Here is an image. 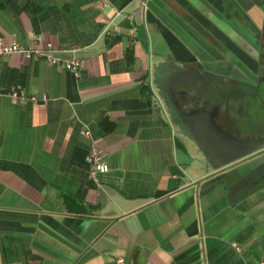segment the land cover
Listing matches in <instances>:
<instances>
[{
    "label": "crops",
    "instance_id": "crops-1",
    "mask_svg": "<svg viewBox=\"0 0 264 264\" xmlns=\"http://www.w3.org/2000/svg\"><path fill=\"white\" fill-rule=\"evenodd\" d=\"M95 1L0 0L3 41L38 34L82 61L74 74L0 59V264H264L261 162L250 147L225 157L197 116L200 79L181 73L213 69L264 0H108L121 14L106 35ZM91 142L103 173H89Z\"/></svg>",
    "mask_w": 264,
    "mask_h": 264
},
{
    "label": "flooded vegetation",
    "instance_id": "flooded-vegetation-1",
    "mask_svg": "<svg viewBox=\"0 0 264 264\" xmlns=\"http://www.w3.org/2000/svg\"><path fill=\"white\" fill-rule=\"evenodd\" d=\"M261 13L258 19L245 17L243 24L231 26L237 35L216 44L219 58L213 69L197 60V65L188 64L181 73L200 79L203 98L197 116L206 123L216 122L225 157L231 156L227 152L250 147L252 160H260L264 170V5ZM219 71H227L229 78ZM234 138L240 142H231Z\"/></svg>",
    "mask_w": 264,
    "mask_h": 264
},
{
    "label": "built area",
    "instance_id": "built-area-1",
    "mask_svg": "<svg viewBox=\"0 0 264 264\" xmlns=\"http://www.w3.org/2000/svg\"><path fill=\"white\" fill-rule=\"evenodd\" d=\"M94 8L98 11L107 10L111 15L106 21V24L100 30L101 34H112L118 31V25L113 23V19L116 16L121 14V10L113 8L108 0H97L94 3ZM33 43L20 44L16 41H3L0 38V59L12 54H20L25 58H35L47 62L53 66H61L66 68L74 74H77L78 71L82 68V61L76 56L77 48L73 47L72 49H62L53 45L50 41L43 40L41 35H33L31 37ZM151 90V88H150ZM4 93L12 98L13 100H28L32 102H45L46 96L44 94L39 95L38 97L34 94L25 95L22 90L11 89L4 91ZM153 93V92H152ZM157 98V97H156ZM84 135H88V132L85 131ZM86 163L89 168L90 175H95L96 173L105 172L108 167L106 163L102 161V153L100 149L93 143H90L89 148L86 152ZM113 264H127L124 258L116 257L113 260ZM260 264H263L261 262Z\"/></svg>",
    "mask_w": 264,
    "mask_h": 264
},
{
    "label": "water",
    "instance_id": "water-1",
    "mask_svg": "<svg viewBox=\"0 0 264 264\" xmlns=\"http://www.w3.org/2000/svg\"><path fill=\"white\" fill-rule=\"evenodd\" d=\"M147 83H148V85L150 86L152 83H153V81H152V79H150V75H148L147 76ZM264 150V149H263ZM263 150L262 151H260V152H263ZM257 153H259V152H257ZM252 155H254V154H252ZM243 156V155H242ZM240 157V156H239Z\"/></svg>",
    "mask_w": 264,
    "mask_h": 264
},
{
    "label": "rangeland",
    "instance_id": "rangeland-1",
    "mask_svg": "<svg viewBox=\"0 0 264 264\" xmlns=\"http://www.w3.org/2000/svg\"><path fill=\"white\" fill-rule=\"evenodd\" d=\"M244 32L247 33L245 28H243V33H244Z\"/></svg>",
    "mask_w": 264,
    "mask_h": 264
}]
</instances>
